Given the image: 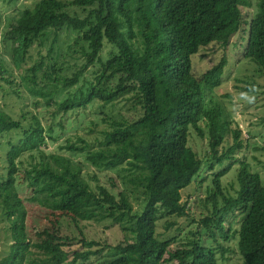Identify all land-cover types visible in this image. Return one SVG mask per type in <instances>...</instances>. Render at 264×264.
I'll list each match as a JSON object with an SVG mask.
<instances>
[{
	"label": "trees",
	"instance_id": "16d2710c",
	"mask_svg": "<svg viewBox=\"0 0 264 264\" xmlns=\"http://www.w3.org/2000/svg\"><path fill=\"white\" fill-rule=\"evenodd\" d=\"M243 5L249 8L250 2L40 0L10 22L3 39L13 44L12 64L24 71L18 82L0 67V77L16 85V95L39 97L64 117L92 104L102 112L92 122L91 134H78L59 147L64 154L41 147L55 140L54 128H46L36 113L24 105L15 119L0 104V146L7 148L0 164V218L8 222L13 241L0 264H25L33 248L23 187L31 192L30 201L36 197L52 215L59 212L81 235V247L67 250L73 238L61 235L58 222L46 220L37 243L55 254L53 264H224L228 252H237L243 264H264V177L244 154L250 138L228 120L223 103L208 94L221 86L228 59L222 57L202 73L193 62L214 43L228 46L246 21ZM62 30L77 33L79 52L69 48L77 60L73 66L65 59L57 61ZM52 34L47 57L39 55L25 67L33 49L42 54ZM106 43L112 50L105 60ZM245 51L244 57L264 74V0H259L250 23ZM97 64L99 72L87 80L86 73ZM246 83L247 88H235L254 92ZM73 88V96L67 94ZM191 129L208 139L205 160L189 146ZM80 155L83 160H76ZM86 165L114 172L110 180L117 193L100 184L93 187L85 176ZM234 165H239V188L232 196L224 191L222 178ZM205 166L211 170L206 213L196 220L199 227L189 231L188 241L171 248L172 240L158 233L159 222L186 213L182 191ZM235 215L241 217L238 223L229 221ZM92 224L117 225L123 238L115 244L88 239L85 229ZM173 225L166 222L167 229Z\"/></svg>",
	"mask_w": 264,
	"mask_h": 264
},
{
	"label": "rangeland",
	"instance_id": "374dc122",
	"mask_svg": "<svg viewBox=\"0 0 264 264\" xmlns=\"http://www.w3.org/2000/svg\"><path fill=\"white\" fill-rule=\"evenodd\" d=\"M39 1L40 0H17L12 2L11 0H0V67L8 69L10 74H7V77L18 80V82L20 81L19 74L24 71V68L17 70L12 64L13 44L11 41H4V32L10 22L19 17L25 8L33 7ZM248 1L250 2L249 8L245 5L242 6L246 21L240 28V31L231 38L228 46L224 47L221 46V44L214 43L207 48H204L197 56H194L193 62L195 63V70H197L198 73H202L216 65L222 57H227L228 63L221 86L208 94H211L212 98L214 97L216 100L223 103L228 120L230 119L232 121L233 126L241 128L245 138H250L251 145L249 150H246L244 154H246L247 161L252 165L253 170L259 172L262 177H264V125L261 124V120L264 117V74L258 71L256 64L252 61V63H250V60L244 57L249 37L250 23L258 14L259 0ZM76 37L77 33L73 31L62 30L59 32L55 48L60 47L61 51L60 57L57 61L61 62L65 59L70 61L71 65L77 62V60L74 59L76 56L69 50L70 48L72 51L75 50L79 52V47L74 45ZM53 39L54 34H52L50 40L47 41V46L43 49L42 54H39L37 49L34 48L31 54L32 57L25 67H29L36 62L39 59V55L47 57L48 47ZM111 50L112 47L106 43L103 50V57L105 60L109 57ZM52 56L56 58L58 56L57 52L52 54ZM100 68L101 66L98 64L90 67L85 78H87V80L94 79L95 73L99 72ZM197 72L195 71V73ZM244 74L249 75V79H244ZM236 79H244L245 81L238 83ZM246 81L250 83L254 92H243L242 90L235 88V85L247 88ZM83 84L84 82H82L79 87ZM15 86L16 85L6 83L0 77L1 106L5 111L10 113L12 117L19 119L22 115L21 109L25 105L27 106L26 110L38 115L46 128H49L50 126L53 127L54 129L51 136L55 140H46L45 145H41L42 148L49 152L67 154L65 151H60L59 147L69 138L76 139L78 134H91L89 128L93 127L92 122L101 118L99 115L102 111L96 107L95 104L90 105L86 110L70 112L64 117L57 113V106H47L39 97L27 95V99H25V97L23 99L20 98L13 92ZM20 88L21 90H24V88ZM76 90L77 88L70 89L67 91V94L73 96V92ZM25 93L27 94V92ZM226 95H228V97H226ZM207 98L209 99V96ZM36 101H39L40 103L35 105ZM61 119L63 120L62 126L58 125ZM249 131H253L256 135H254V133L251 134ZM92 135H94L93 137L97 136L95 133ZM189 146L202 160L206 159L207 154L210 151L208 139L201 137L195 129H191ZM6 151L7 148H2L0 146V164L2 163ZM83 158L82 155L75 157L78 161L83 160ZM239 158L244 159V155L240 154ZM26 159L27 158H24L25 162L27 161ZM26 165L27 163H25V166ZM238 168L239 165H234L231 171L222 178V187L228 195L235 196L239 188L237 182ZM84 172L86 178L93 187L100 184L116 193L117 190H119L113 188L110 180L115 176L114 172L96 171L95 168L90 165H86ZM94 174L97 176L98 181L94 179ZM207 174H211V170L205 166L194 184L182 191V200L184 204L187 205L186 213L181 216L166 217L159 222L158 233L162 239L172 240L171 248L178 247L188 241V238L190 237L189 231H196L199 227V223H197L196 220L202 218L204 216L203 213H206V210L204 209V204L208 196L206 185L211 182V177H207ZM30 195L31 192L26 190V187H23L21 190V196L25 201L24 203L28 212L26 217V228L33 240V248L28 252V260L25 264H53L56 261L53 259L55 255L53 252L46 250L37 243V240L39 239L37 233L47 219H51V222H58L56 225L61 227V235H67L73 238L68 242L67 250L80 248L81 245L78 243V240L81 238V235L74 224L68 218L60 217L59 212L52 215L51 210L38 204V199L36 197L34 198L35 202L30 201L28 199ZM238 216L239 215L232 216L229 221L238 223L241 218ZM166 222H174V225L170 229H167ZM8 226V222L1 217L0 261L8 255L10 246L13 242ZM48 227L51 229V223L48 224ZM85 231L88 239H107L110 244H115L123 238L120 228L117 225L106 228L103 225L92 224L87 225ZM235 250L237 249L235 248ZM226 254L228 256V261L224 264H243L242 259L237 252H228Z\"/></svg>",
	"mask_w": 264,
	"mask_h": 264
}]
</instances>
